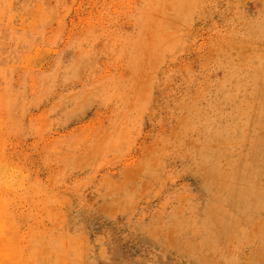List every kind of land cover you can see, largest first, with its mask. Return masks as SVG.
<instances>
[{"label":"rangeland","instance_id":"1","mask_svg":"<svg viewBox=\"0 0 264 264\" xmlns=\"http://www.w3.org/2000/svg\"><path fill=\"white\" fill-rule=\"evenodd\" d=\"M0 264H264V0H0Z\"/></svg>","mask_w":264,"mask_h":264}]
</instances>
